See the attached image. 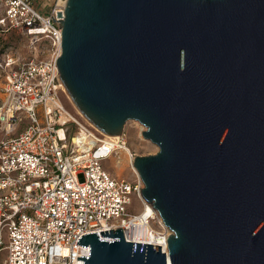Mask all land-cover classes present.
I'll return each instance as SVG.
<instances>
[{"label": "water", "instance_id": "obj_1", "mask_svg": "<svg viewBox=\"0 0 264 264\" xmlns=\"http://www.w3.org/2000/svg\"><path fill=\"white\" fill-rule=\"evenodd\" d=\"M56 13L66 94L104 136L144 126L158 152L132 166L170 231L167 254L121 229L87 233L77 260L264 264V0H66Z\"/></svg>", "mask_w": 264, "mask_h": 264}, {"label": "built area", "instance_id": "obj_2", "mask_svg": "<svg viewBox=\"0 0 264 264\" xmlns=\"http://www.w3.org/2000/svg\"><path fill=\"white\" fill-rule=\"evenodd\" d=\"M48 1L50 11L43 14L30 0H0L2 264H83L77 257H88L89 246L77 245L79 237L96 232L100 240L112 241L99 232L117 229L127 242L160 246L167 254L170 231L141 198V180L130 183L103 166L110 161L114 170L123 142L100 134L59 99L65 89L56 67L61 52L56 12L63 14L66 0ZM8 32L26 37L27 51L6 46ZM42 42L50 49L39 59ZM132 197L140 207L137 214L127 211ZM146 208L151 213L144 222L155 239H134L131 230Z\"/></svg>", "mask_w": 264, "mask_h": 264}, {"label": "rangeland", "instance_id": "obj_3", "mask_svg": "<svg viewBox=\"0 0 264 264\" xmlns=\"http://www.w3.org/2000/svg\"><path fill=\"white\" fill-rule=\"evenodd\" d=\"M30 1L32 2L33 6L41 13L43 14L49 13L50 7L48 6L49 5L48 0H30ZM5 38H6L5 39L6 46H11L13 47V49H17V50L19 47V49H24L25 51H27L28 40L26 39V37L18 35V32H8ZM0 43L2 44L1 37H0ZM49 49L50 48L46 42H42L38 44L37 45L38 58L44 59L48 57ZM59 99L62 105L65 107V109H67L70 113L77 116L78 111L76 110L74 104L72 103L69 96L65 92L60 93ZM143 127L144 126H142L136 121H128L124 125L122 136H117L120 138L119 140L125 143L126 146L128 147L130 151V155L132 156V160L136 156H140V157L150 156L158 152V148L156 145L152 144L149 140L143 138L141 133L146 130L144 128V130L141 131V128ZM103 166L107 171H110L115 177L125 179L130 183H134V184L139 183L140 181V178L132 165H128V167H126V169L120 175L117 174L115 168L113 170L110 161H106L105 163H103ZM132 202H133V207L128 208L127 210L128 213H135V214L139 213L140 207L138 201L134 197H132ZM152 228L155 229L156 228L155 225L152 226ZM3 255H4V251H0V264H2Z\"/></svg>", "mask_w": 264, "mask_h": 264}, {"label": "bare ground", "instance_id": "obj_4", "mask_svg": "<svg viewBox=\"0 0 264 264\" xmlns=\"http://www.w3.org/2000/svg\"><path fill=\"white\" fill-rule=\"evenodd\" d=\"M144 130V127L141 128V131ZM60 135H62V133L60 132ZM107 138H110L114 141L119 140V137H110V136H106ZM116 155L113 158V166L117 172L118 175H120L125 169L126 167H128V165H132V156L130 155V151L128 149V147L126 146L125 143H121V145L117 148V151L115 153ZM151 210L146 208L145 210L142 211V215L139 218L140 222L139 225L135 226V229L131 230L132 234L134 235V239H137V237L139 238H145V239H150L149 236L151 238H154L153 233H150V229L151 227L145 224L144 222V218L146 217V215L150 214ZM150 233V235H149ZM133 239V240H134ZM155 239V238H154ZM152 239V240H154Z\"/></svg>", "mask_w": 264, "mask_h": 264}]
</instances>
